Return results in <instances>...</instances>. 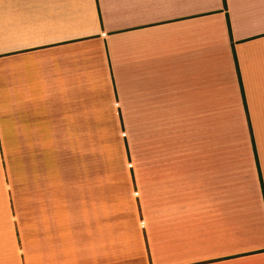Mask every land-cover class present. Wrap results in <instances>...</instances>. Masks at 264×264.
Instances as JSON below:
<instances>
[{"label": "crops", "instance_id": "obj_1", "mask_svg": "<svg viewBox=\"0 0 264 264\" xmlns=\"http://www.w3.org/2000/svg\"><path fill=\"white\" fill-rule=\"evenodd\" d=\"M0 264H264V0H0Z\"/></svg>", "mask_w": 264, "mask_h": 264}, {"label": "trees", "instance_id": "obj_2", "mask_svg": "<svg viewBox=\"0 0 264 264\" xmlns=\"http://www.w3.org/2000/svg\"><path fill=\"white\" fill-rule=\"evenodd\" d=\"M223 2H224V6H225V0H223Z\"/></svg>", "mask_w": 264, "mask_h": 264}]
</instances>
